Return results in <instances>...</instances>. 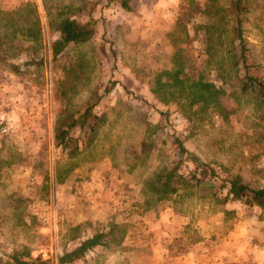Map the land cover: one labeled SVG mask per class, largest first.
I'll return each mask as SVG.
<instances>
[{"label":"rangeland","instance_id":"1","mask_svg":"<svg viewBox=\"0 0 264 264\" xmlns=\"http://www.w3.org/2000/svg\"><path fill=\"white\" fill-rule=\"evenodd\" d=\"M17 1L0 0V264H61L99 232L105 245L63 264H216L234 241L226 264H261L264 208L219 187H264V0H247L245 52L231 0ZM65 18L95 33L54 58ZM175 160L181 180L197 177L167 200L148 194Z\"/></svg>","mask_w":264,"mask_h":264},{"label":"trees","instance_id":"2","mask_svg":"<svg viewBox=\"0 0 264 264\" xmlns=\"http://www.w3.org/2000/svg\"><path fill=\"white\" fill-rule=\"evenodd\" d=\"M209 6H212V0H208ZM185 1H182L180 6L183 7L187 4H184ZM26 5H29L27 3ZM35 6V5H34ZM123 6L125 8H129L126 1H123ZM233 16H234V25H233V34L234 37L238 40L239 45L242 47L243 52H245V38H244V29H243V23L245 20V14L248 12V4L247 0H231L230 5L227 9ZM19 10L15 11V14H20L18 12ZM33 11L34 13V19L31 22V26H29L27 32H33L37 33L40 30L39 27V16L37 14L36 6L34 7ZM210 12V10H208ZM182 14L186 15L184 12ZM21 16V15H20ZM19 17V16H18ZM90 20L89 22H82L78 19L74 18H65L61 26L59 28V36L57 39H55L52 43V52L54 55V58L57 57L59 54H61L70 44L84 41L90 39L94 33L95 28L91 26L92 23L95 22V20ZM15 23V22H14ZM15 31H18V26L16 25ZM38 35V34H37ZM35 35V36H37ZM244 63L246 64V57L243 55ZM43 56H34L29 57L28 59L24 60L22 63L25 67H30L33 64L39 65L40 63H43ZM248 81H252L253 77L247 76ZM248 84L245 83V86ZM101 96L98 98L100 99ZM95 103H93L88 108L87 112H89L93 107L95 106ZM89 113H85L87 115ZM77 120H74L71 124L73 125ZM70 130L65 129L60 134L61 141L58 142V145L62 144V141L67 137ZM176 144L180 147V151L182 153L187 152V148L183 141L180 138H177ZM201 164V163H200ZM207 164H202L204 167L201 171V174L206 178H214L218 177L217 172L214 169L209 170L207 167H209ZM181 167L180 162H177L175 160V163H172V166L163 167L159 171L155 173V175L147 180L146 189L145 191L150 193V195H156L158 196L159 200H167L175 193H177L180 190V186L182 183L190 184L191 179H195L197 177V170H195L190 178H187L183 176V179L180 178L182 175H180L179 168ZM203 180L198 179L196 180V185H199ZM221 190L226 189L227 193L224 198V202H228L230 200L234 201H240L242 204L247 206H260L261 208H264V187H254L251 184L244 182L239 177H232V178H223L222 184L219 187ZM150 200H146L145 204H149ZM106 236L105 232H99L93 235L90 238L85 239L81 245L75 247L74 249L66 252L63 256L60 257V263H70L73 260L86 255L90 250L97 246L105 245L106 242L104 240ZM10 258L13 260L15 264H46L45 261H41V263H38L37 260H26L20 258L17 254H11Z\"/></svg>","mask_w":264,"mask_h":264},{"label":"crops","instance_id":"3","mask_svg":"<svg viewBox=\"0 0 264 264\" xmlns=\"http://www.w3.org/2000/svg\"><path fill=\"white\" fill-rule=\"evenodd\" d=\"M37 1V0H36ZM123 1L124 0H122V7H124L123 6ZM126 1V0H125ZM8 1H5V3H7ZM18 3L19 2H21L20 0L19 1H17ZM127 2V1H126ZM4 3V2H3ZM5 3L2 5V6H4L5 5ZM39 3H40V5L42 4V0H39ZM128 4V3H127ZM163 219V221H166V216L164 215V217L162 218ZM168 221H170V220H168ZM237 235H240V234H237ZM248 240V237L245 239V241H247ZM244 241V242H245ZM241 244H238L237 242H232L231 243V247L232 248H230V249H228L227 251H225V252H221V253H219L218 254V256H216V255H214V257H215V263L216 264H226L227 263V261H228V258H229V261H237L238 260V258H239V256L238 257H236V254H240V251H241ZM247 246H250V244L248 243V241H247ZM256 249H259V248H257L256 247ZM178 259V260H177ZM177 259H175L176 261H174V262H170V264H178L179 262L181 263V264H185V262L184 261H187V259H189L188 257H186L185 259H182L181 260V258H178L177 257ZM264 260H262V261H260V263L261 264H263L264 262H263ZM190 264V263H189ZM210 264V263H209Z\"/></svg>","mask_w":264,"mask_h":264}]
</instances>
